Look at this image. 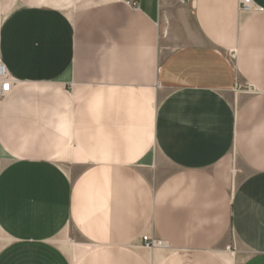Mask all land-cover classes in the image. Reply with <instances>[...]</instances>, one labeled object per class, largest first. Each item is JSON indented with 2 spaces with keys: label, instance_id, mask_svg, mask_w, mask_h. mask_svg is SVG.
I'll return each mask as SVG.
<instances>
[{
  "label": "crops",
  "instance_id": "obj_1",
  "mask_svg": "<svg viewBox=\"0 0 264 264\" xmlns=\"http://www.w3.org/2000/svg\"><path fill=\"white\" fill-rule=\"evenodd\" d=\"M239 1L0 0V264H264V0Z\"/></svg>",
  "mask_w": 264,
  "mask_h": 264
},
{
  "label": "built area",
  "instance_id": "obj_2",
  "mask_svg": "<svg viewBox=\"0 0 264 264\" xmlns=\"http://www.w3.org/2000/svg\"><path fill=\"white\" fill-rule=\"evenodd\" d=\"M190 1V0H186ZM184 3V1H182ZM131 7L136 9V4L132 3ZM239 10L242 12H250L252 10H257L251 0H240L239 1ZM13 81L7 73V70L3 63L0 62V98L9 93L12 89ZM239 89V87H237ZM247 91H251L250 89ZM142 246L147 249H165L167 245L160 241L148 237L147 235H142L141 237Z\"/></svg>",
  "mask_w": 264,
  "mask_h": 264
},
{
  "label": "rangeland",
  "instance_id": "obj_3",
  "mask_svg": "<svg viewBox=\"0 0 264 264\" xmlns=\"http://www.w3.org/2000/svg\"><path fill=\"white\" fill-rule=\"evenodd\" d=\"M238 86H239V85H238ZM249 89H250V88L247 87L245 90H249Z\"/></svg>",
  "mask_w": 264,
  "mask_h": 264
}]
</instances>
